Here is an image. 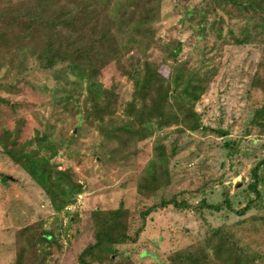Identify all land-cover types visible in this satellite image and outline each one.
Returning <instances> with one entry per match:
<instances>
[{"label": "rangeland", "instance_id": "rangeland-1", "mask_svg": "<svg viewBox=\"0 0 264 264\" xmlns=\"http://www.w3.org/2000/svg\"><path fill=\"white\" fill-rule=\"evenodd\" d=\"M40 1L38 7L34 0H11L0 7V131L14 129L22 119V139L40 132L58 143L51 161L60 169L71 168L84 189L74 209L55 212L43 190L0 146V173L10 178L3 181L0 176V264H13L16 231L36 221L59 234L60 246L52 248L47 264H78V252L93 238V209L123 203L133 230L140 223L142 207L172 193L192 203L201 198L215 203L227 190L235 209L254 197L247 189L252 181L250 169L264 156V124L254 118L256 107L264 106V93L254 79L256 71L264 70V15L227 4L222 5L225 19L215 22L206 0H158L152 42L127 27H114V35H109L112 53L105 60L97 56L94 60L102 67L99 82L115 87L118 115L132 91V81L123 71L137 58L150 59L164 77L171 75L178 62L210 73L195 102L207 129L177 132L175 125L164 127L139 142L137 150L123 155L98 133L94 123L83 118L88 104L84 83L71 81L62 64L48 67L37 52L35 43L42 29L33 17L46 18L64 0ZM99 1L113 15L123 2ZM21 20L25 22H17ZM233 36L246 41L235 43ZM176 40L181 42L180 52L176 58L167 57ZM157 140L165 145L162 165L169 171L170 183L143 196L136 183L154 164L160 165L154 151ZM260 174L261 198L242 216L225 208L218 212L203 208L200 214L168 206L149 214L135 244L119 245L117 250L129 253L135 264H171L168 255L179 249L200 245L210 252L212 228L224 225L241 248L258 252L264 260V167ZM119 258L117 253L111 264H120Z\"/></svg>", "mask_w": 264, "mask_h": 264}, {"label": "trees", "instance_id": "trees-1", "mask_svg": "<svg viewBox=\"0 0 264 264\" xmlns=\"http://www.w3.org/2000/svg\"><path fill=\"white\" fill-rule=\"evenodd\" d=\"M206 1L209 10L215 14V22L225 19L226 11L222 9V5L227 4L264 15V0ZM10 2L11 0H0V7ZM40 2L34 0V5L38 7ZM157 5L158 0H123L113 15L108 10L109 7L99 0H64L46 18L33 17L42 29L41 37L35 43L38 46L37 52L46 60L48 67L55 63L62 64L66 70L65 74L70 73L73 77L71 81L84 83V101L88 104L82 111L83 118L89 123H94L98 133L115 143L116 149L123 151V155L137 150L139 142L164 127L175 125L177 132L207 129L202 125L199 113L195 110V102L200 97L202 84L210 77L208 70L194 67L188 69L184 62H178L174 65L171 75L164 77L158 73L157 67L150 59H135L123 71L132 81V91L119 115L116 113L117 94L114 85L104 87L97 79L102 67L94 59L97 56L105 60L112 53L109 35H114L113 28L127 27L152 42L153 18ZM17 22L23 24L25 21ZM233 41L243 43L246 40L233 36ZM172 44L166 56L176 58L181 50V42L176 40ZM254 76L255 85L264 93V70L256 71ZM8 105L13 109L10 103ZM254 116L257 124L262 126L264 106L256 107ZM22 121L19 119L14 129H1L2 151L43 190L55 212L63 211L66 205L74 202L76 196L83 191L84 184L75 179L71 168L60 169L51 161L52 155L59 147L58 143H52L40 132L31 139L21 138ZM174 150L173 146L171 151ZM154 151L161 159L160 165L154 164L136 183L138 193L143 196L170 183L169 171L162 165L166 162L167 154L161 140L155 141ZM263 167L264 156L250 169L252 181L248 183L247 189L254 193V197H249L245 205L238 209L234 208L227 190L222 191V199L215 203H208L204 198L192 203L179 197L178 193H172L169 197H161L142 207L138 212L140 223L133 230L130 227L129 211L123 203L115 208L93 209L90 212L93 238L78 252V264H111L117 253L121 255L120 264H135L129 253L119 252L117 246L135 244L145 228L149 214L168 206L175 209H191L200 214L203 208L216 212L225 208L242 216L255 200L261 198L259 185L263 178L260 174ZM0 176L3 181L10 180L7 175L0 173ZM73 219L69 213L68 221L72 222ZM58 237L59 234L51 228H45L42 221L20 227L15 233L13 264H47L52 248L60 246ZM210 240V252L205 247L196 245L194 248L175 251L168 255L167 260L171 264H264L261 254L250 253L241 248L224 225L212 228Z\"/></svg>", "mask_w": 264, "mask_h": 264}, {"label": "built area", "instance_id": "built-area-1", "mask_svg": "<svg viewBox=\"0 0 264 264\" xmlns=\"http://www.w3.org/2000/svg\"><path fill=\"white\" fill-rule=\"evenodd\" d=\"M262 151H263V155H264V148L262 149ZM80 198H81V194H78L76 199H75V201L70 203V204H68V205H66L65 209H67V210L74 209L77 206Z\"/></svg>", "mask_w": 264, "mask_h": 264}]
</instances>
